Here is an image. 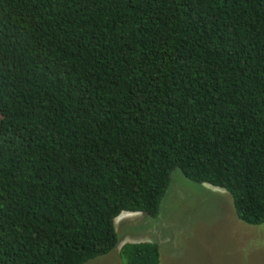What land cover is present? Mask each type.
<instances>
[{"label":"trees","instance_id":"16d2710c","mask_svg":"<svg viewBox=\"0 0 264 264\" xmlns=\"http://www.w3.org/2000/svg\"><path fill=\"white\" fill-rule=\"evenodd\" d=\"M175 170L264 224V0H0V264L109 254Z\"/></svg>","mask_w":264,"mask_h":264},{"label":"rangeland","instance_id":"374dc122","mask_svg":"<svg viewBox=\"0 0 264 264\" xmlns=\"http://www.w3.org/2000/svg\"><path fill=\"white\" fill-rule=\"evenodd\" d=\"M116 230L118 246L86 264H123L121 249L133 243L158 244L161 264H264V224L241 222L229 193L180 170L171 175L157 218L125 212Z\"/></svg>","mask_w":264,"mask_h":264}]
</instances>
